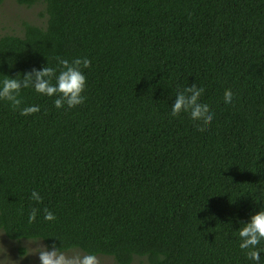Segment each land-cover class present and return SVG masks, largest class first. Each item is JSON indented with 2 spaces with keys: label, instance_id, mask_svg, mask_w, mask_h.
Instances as JSON below:
<instances>
[{
  "label": "trees",
  "instance_id": "16d2710c",
  "mask_svg": "<svg viewBox=\"0 0 264 264\" xmlns=\"http://www.w3.org/2000/svg\"><path fill=\"white\" fill-rule=\"evenodd\" d=\"M16 1L47 20L0 37V73L91 63L74 108L31 89L37 113L0 101V231L118 264H250L236 217L264 207V0ZM193 83L204 127L169 114Z\"/></svg>",
  "mask_w": 264,
  "mask_h": 264
},
{
  "label": "clouds",
  "instance_id": "9594fccd",
  "mask_svg": "<svg viewBox=\"0 0 264 264\" xmlns=\"http://www.w3.org/2000/svg\"><path fill=\"white\" fill-rule=\"evenodd\" d=\"M47 59V58H46ZM57 66L42 64L39 68L33 66L31 69L15 76L0 73V101H7L13 108H18L21 115H29L40 111L37 104L21 106L22 89H31L41 96L53 97V105L57 109L67 106L74 108L84 103L86 97L83 94L86 88V75L82 69L90 66L91 61L86 57L68 59L56 58ZM54 80V82H53ZM203 88L195 83L177 90L173 102L170 105V116L176 117L186 113L194 122L196 127L207 126L214 117L207 102L200 98ZM233 92L226 88L223 92L225 104L232 102ZM31 200L40 203L42 196L36 190L30 193ZM37 217V209L32 208L28 213V222H33ZM45 220L55 219L54 213L44 209ZM239 227L236 229L239 237V248L245 251L246 258L250 264H261V255L264 254V207L252 213L245 221L236 217ZM39 252L40 264H70L65 256L58 249L47 250L42 248ZM75 264H97V257L94 254H85L75 258Z\"/></svg>",
  "mask_w": 264,
  "mask_h": 264
},
{
  "label": "rangeland",
  "instance_id": "374dc122",
  "mask_svg": "<svg viewBox=\"0 0 264 264\" xmlns=\"http://www.w3.org/2000/svg\"><path fill=\"white\" fill-rule=\"evenodd\" d=\"M45 6L39 2L33 7L19 5L16 0H5L0 7V37L4 35L22 36L24 24L31 23L38 26L46 24ZM47 248L40 240L9 239L0 231V264H40L39 252ZM70 264H75L77 256L84 255L80 251L71 250L62 253ZM97 264H118L113 258L98 256ZM132 264H147L145 258L135 257Z\"/></svg>",
  "mask_w": 264,
  "mask_h": 264
}]
</instances>
